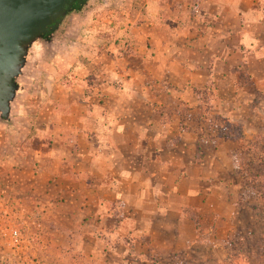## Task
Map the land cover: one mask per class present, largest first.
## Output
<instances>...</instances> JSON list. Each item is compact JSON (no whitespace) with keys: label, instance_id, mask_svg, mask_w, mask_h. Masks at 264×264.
Here are the masks:
<instances>
[{"label":"crops","instance_id":"obj_1","mask_svg":"<svg viewBox=\"0 0 264 264\" xmlns=\"http://www.w3.org/2000/svg\"><path fill=\"white\" fill-rule=\"evenodd\" d=\"M176 19L147 15L132 26L130 50L112 42L95 48L77 35L59 38L52 56H31L26 45L39 35L33 29L14 31L0 50L3 177L18 195L27 185L45 217L54 210L69 218L91 264L227 258L223 242L233 230L240 181L226 143L207 148L199 162L197 132L178 105L199 108L195 89L213 84L212 115L242 124L247 138L258 135L264 0H216L203 17L191 9ZM211 220L203 241L200 227Z\"/></svg>","mask_w":264,"mask_h":264},{"label":"rangeland","instance_id":"obj_2","mask_svg":"<svg viewBox=\"0 0 264 264\" xmlns=\"http://www.w3.org/2000/svg\"><path fill=\"white\" fill-rule=\"evenodd\" d=\"M215 2L216 0H64L61 6L49 13L47 20L38 18L34 28L32 24L30 29L39 31V35L30 40L26 47L31 56L37 53L36 50L52 56V53L60 49L59 38L66 36L73 39L82 35V43L92 44L95 48L107 47L112 42L130 50L132 26L142 22L147 15L151 18L161 13L166 18L171 17V21H176V17L179 21L186 20L192 9L194 14L203 17ZM15 3L20 7L24 1L16 0ZM99 35L105 36L106 39L99 40ZM60 61L55 62L58 71L63 70ZM65 78L70 82L76 80L70 75ZM241 82L249 86L246 76H243ZM164 101L167 104L166 109H170V98L166 97ZM8 171L7 168L0 169V264H91L88 262V256L79 247L81 234L71 227L72 221L65 215L59 217L54 210L45 217L42 210H39L41 204L28 198L30 189L27 185H21L19 195L15 193V183L11 184L9 177H3ZM239 181L241 189V180ZM239 194L233 197L235 214L230 221L233 230L223 242L227 251L223 264H244L235 259L240 252L236 240L241 231H248L247 224L241 220L245 219L248 212L241 213L236 207ZM15 195L20 196V199L16 200ZM190 214L195 217L197 223L200 222L198 210H191ZM44 223L47 232L43 230ZM213 224L214 221L211 220L200 227V238L203 241L209 240ZM252 240L254 238H251ZM196 253L197 257H201L197 250ZM249 264H264V254L254 256Z\"/></svg>","mask_w":264,"mask_h":264},{"label":"trees","instance_id":"obj_3","mask_svg":"<svg viewBox=\"0 0 264 264\" xmlns=\"http://www.w3.org/2000/svg\"><path fill=\"white\" fill-rule=\"evenodd\" d=\"M195 92L200 100L199 108L179 104L178 111L195 127L199 162L207 148L216 149L226 143L227 154L234 165L233 176L241 180L236 207L241 213L248 212L245 219H241L248 231H241L236 240L240 252L235 259L249 264L254 256L264 254V119L258 135L247 138L241 124L210 112L217 101L213 84L206 85L205 90L196 88ZM182 127L184 129V125Z\"/></svg>","mask_w":264,"mask_h":264},{"label":"water","instance_id":"obj_4","mask_svg":"<svg viewBox=\"0 0 264 264\" xmlns=\"http://www.w3.org/2000/svg\"><path fill=\"white\" fill-rule=\"evenodd\" d=\"M23 8L17 10L16 12L19 15H15V22L19 20H23L24 22L21 27L15 29V35L19 32L28 30L31 28L32 24H35L38 18H43L47 20V16L51 11L54 10L57 6H61L64 0H23ZM45 1L44 5H41V2ZM38 7H43V10H38ZM35 11V12H34ZM35 14H31V13Z\"/></svg>","mask_w":264,"mask_h":264},{"label":"flooded vegetation","instance_id":"obj_5","mask_svg":"<svg viewBox=\"0 0 264 264\" xmlns=\"http://www.w3.org/2000/svg\"><path fill=\"white\" fill-rule=\"evenodd\" d=\"M15 1L0 0V50L7 46L6 40H8V37L24 22L23 20L15 22V15H19L16 11L23 8L22 6L17 7ZM44 4L45 1H42L41 5Z\"/></svg>","mask_w":264,"mask_h":264}]
</instances>
